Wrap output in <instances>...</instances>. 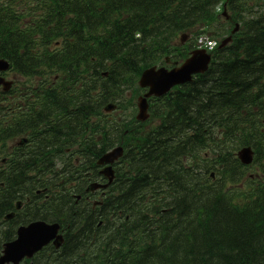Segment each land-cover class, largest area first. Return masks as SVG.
<instances>
[{
	"label": "trees",
	"instance_id": "trees-1",
	"mask_svg": "<svg viewBox=\"0 0 264 264\" xmlns=\"http://www.w3.org/2000/svg\"><path fill=\"white\" fill-rule=\"evenodd\" d=\"M12 1L30 11L29 18L38 27L51 28L39 49L30 48L36 43L33 34L12 32L24 15ZM248 1L252 0H0V56L19 62L27 56L47 60L45 64L50 60L51 67L62 70L75 65L79 66L75 72L83 73L81 106L70 99L65 102L69 98L65 85L51 86L53 121L47 118L43 123L46 128L51 123L53 129L42 135L45 144L31 158L15 157L7 174L0 171V180L9 189L0 187V250L3 242L14 238L18 220L26 216L4 221V215L16 199L29 196L30 217L58 220L66 226L63 248L41 254L40 264H264V13L245 18L242 5ZM40 2L42 13L33 9ZM220 2L232 11L234 21L241 22V32L206 74L164 100L168 113L177 114L176 126L152 139L140 137L133 119L121 127L103 121V150L114 143L110 133L130 143L124 137L127 129L136 145L120 168L118 195L111 192L104 205V224L96 227L91 216L95 214L64 195H52V200L36 196L35 186H45L44 177L54 168L52 150L63 152L71 143L88 149L81 132L96 113L91 57L100 115L102 105L122 98L125 86L132 85L143 68L166 54L185 56L186 46L171 51L173 38L197 24L215 22ZM57 40L62 49L54 53L49 45ZM24 63L28 68V60ZM104 70L108 73L103 78ZM197 119L207 121L214 133L222 129L228 145H209L210 136L192 129ZM248 143L257 153L260 181L249 196H243L229 190L246 176L235 152ZM206 152L216 158L212 168L220 171V181L194 168L206 163ZM118 211L125 218L113 222Z\"/></svg>",
	"mask_w": 264,
	"mask_h": 264
},
{
	"label": "water",
	"instance_id": "water-1",
	"mask_svg": "<svg viewBox=\"0 0 264 264\" xmlns=\"http://www.w3.org/2000/svg\"><path fill=\"white\" fill-rule=\"evenodd\" d=\"M207 62V57L202 53H197L196 56L187 61L179 73L167 74L163 70L158 72L151 70L144 75L142 84H152V90L157 94H161L176 81L184 80L189 77L190 73L205 68ZM4 68L5 64L0 60V69ZM176 74H180L181 77H176ZM239 154L244 162L250 161L251 153L249 149H244ZM18 233L19 237L16 241L6 244L4 255L0 258V264H7L11 261L17 264L23 257H30L35 251L41 249L43 244L51 240L56 231L40 222L32 223L28 228H20Z\"/></svg>",
	"mask_w": 264,
	"mask_h": 264
}]
</instances>
